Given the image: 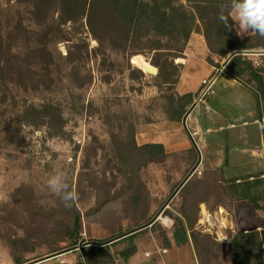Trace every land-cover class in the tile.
<instances>
[{"label":"rangeland","instance_id":"374dc122","mask_svg":"<svg viewBox=\"0 0 264 264\" xmlns=\"http://www.w3.org/2000/svg\"><path fill=\"white\" fill-rule=\"evenodd\" d=\"M27 7L16 0H0L3 29L8 16H15L16 10L25 14ZM83 36L87 46L81 44V60L66 59L70 42L59 40L50 46L55 62L48 77L51 81L13 82L7 101L0 106V264H15L13 255L30 262L54 248H69L65 232L73 215L80 219V249L34 264H126L121 251L146 243L149 258L134 257L129 264H164L158 252L181 224L188 240L170 248L182 252L176 259L179 264H236L234 237L240 264H264V98L251 92L256 88L252 75L240 77L243 86L237 91L242 95L232 99L228 109L217 105L222 96L226 98V89L220 85L224 77L215 83L207 101L223 113L222 121L212 125L214 131L200 135L190 130L198 143H205L199 154L191 147L165 152L162 160L151 161L141 145L155 143L161 135H177L178 140L186 135L182 117L169 119L180 101L173 84L158 82L155 74L142 69L145 77L137 72L140 68L132 57L140 55L156 67L151 63L153 52L130 56L98 45L89 34ZM251 42L257 45L241 49L248 53L241 56L264 81V36L258 34ZM257 51L263 54L255 66L252 59H257ZM210 55L214 63L228 57ZM182 59L177 57L174 63ZM49 101L61 110L58 134L50 135L45 125L20 121L25 105ZM204 103L191 109L189 126L194 129ZM199 126L209 128L202 122ZM200 154L201 161L192 170ZM58 170L67 173L78 194L70 208L47 187V178ZM246 183L261 208L244 198ZM169 197L168 205L159 211ZM202 206L209 221L202 215ZM157 212L161 217L137 231L132 240L117 238ZM20 237L24 239L16 240ZM85 242L89 244L82 246Z\"/></svg>","mask_w":264,"mask_h":264},{"label":"trees","instance_id":"16d2710c","mask_svg":"<svg viewBox=\"0 0 264 264\" xmlns=\"http://www.w3.org/2000/svg\"><path fill=\"white\" fill-rule=\"evenodd\" d=\"M16 1L29 7L26 8L25 14L16 10L15 16H8L5 29L0 22V106L7 101L9 84L23 83L26 80L39 83L42 78L46 79L50 76L51 66L55 63L50 46L59 40L70 42L66 59L71 62L76 59L81 60L80 52L83 49L81 44L87 46L86 36H83V33L89 34L98 45H109L112 49L124 51L130 56L143 51L153 52L151 63L158 69L153 76L154 79L161 83L173 84L174 90L182 67L180 62L174 63V59L184 58L183 52L192 32L203 36L210 54L222 58L230 51L255 47L257 44L251 41L259 34L252 33L240 38L230 17L228 23L231 28L222 24L218 18L220 10L223 7L225 14L230 15L231 0ZM79 33L82 34L80 37ZM74 40L77 42L74 43ZM210 54L206 56V61L213 64ZM35 66H39L40 71L33 70ZM260 68L262 71L263 67ZM136 70L140 76L145 77L141 69ZM252 70L250 61L241 55H235L228 61L225 72L238 79L250 73L256 83V88L251 92L254 95L258 92L264 98L263 78ZM176 98L180 101L173 108V114L169 118L174 121L184 116L186 106L193 102L194 97L192 93L183 95L177 93ZM22 111L19 115L24 116L23 120H20L23 123L45 125L50 135L58 134L61 130V110L50 101L40 105L28 103ZM141 148L144 149L147 160L160 161L166 156L161 143H145ZM193 149L197 153L196 149ZM248 184L246 183L247 188L243 192L244 198L250 200L256 208H261L257 198L248 192ZM154 217L155 215L139 227H146ZM66 228L68 229L65 232L67 237L65 242L70 246L69 248L78 245L81 241L78 237L81 228L79 217L73 215L72 224ZM136 233H131L122 239L132 240ZM173 236L176 245L186 243L188 237L184 225H179L174 230ZM190 236L194 240V233ZM0 238L3 236L0 235ZM23 239L24 237H20L16 240ZM16 240L14 243L17 242ZM234 242L236 247L233 254L236 264H240L239 243L236 237ZM60 248L52 249L50 254L69 249ZM135 251V245H131L122 250L120 255L126 261ZM13 260L15 264L27 263L15 255Z\"/></svg>","mask_w":264,"mask_h":264},{"label":"crops","instance_id":"0c3cea01","mask_svg":"<svg viewBox=\"0 0 264 264\" xmlns=\"http://www.w3.org/2000/svg\"><path fill=\"white\" fill-rule=\"evenodd\" d=\"M234 25H235V29L237 30L238 25H236L235 23H234ZM249 34H252V33H249ZM249 34H244V35H239V36H241L240 38H244L245 36H247ZM183 53H184V58L182 59V61H180V63L182 64V67H181L180 72H179L178 80L175 84V90L179 95H183L186 93H192L193 97L195 98V96L197 95V92L200 89L201 80L203 78H206L209 75H211L213 73L214 69L219 65L218 63H220V61L215 60L216 63H213V64H210L206 61V56L209 55L210 52L208 51V49L206 47L203 36L197 32L191 33L190 38H189V40L185 46ZM221 76H223L224 78L221 79L222 78ZM220 79H221L220 85L224 89H226V91H225L226 98L222 96L221 102L220 101L217 102V105H218V107L221 106V107H226L228 109L232 106L231 100L234 98L237 99V98H239L240 95H242L241 91L239 92L237 90L240 88V86H243V85L240 84V81H241L240 79L234 78L233 76H231L227 72H225V70L223 71V73L221 75L218 76L215 83L218 82ZM215 83H214V85H215ZM194 98H193V101H194ZM211 98H212V95L207 97V99H205L203 101V103L205 102L204 105H202V107L200 109H198V115L195 118V127H196L195 129L192 128L191 126H189L191 111L187 114V117H186L187 128L189 131L190 130L194 131L196 133V135H200V134L204 133L205 131H207V132H210L212 130L214 131L215 128H212V125L222 121L221 117H222L223 113L221 111H218L217 108H213L209 104V101H207ZM192 104H193V102H192ZM191 105H190V107H191ZM196 106L197 105L195 104L194 107H196ZM201 122L204 123V125L209 126V128H206V130H203L199 126V123H201ZM181 123H182V120H181ZM182 128H183V124H182ZM183 130H185L186 135L181 136L179 138V140L176 137L177 135H175L173 133V135H175V136H173L171 133V135L173 137L161 135L160 136L161 139L155 140L154 142L155 143H161L163 145L166 153L175 152V151H179V150H185V149H189L192 147V148H195L196 152L199 154L198 150L200 147L202 148L205 145L204 141L201 142V144H200V143H198L197 138L195 140V137H193V135H192L193 140L196 143V146H197L196 147L195 144L193 143V140L190 138L187 130L185 128ZM198 157H199V159H198ZM200 158H201V154L197 156L198 162L195 164V166L192 170H194L197 167V165L199 164V161H201ZM202 165H204V164H202ZM189 177H190V175L187 177L186 180H188ZM180 188L178 186V188L175 190L174 193L179 191ZM170 197L168 198V200L165 202L164 206L159 211H163L164 208L168 205V202L171 200ZM242 199H244V198H242ZM160 217H161L160 212H157L153 222L149 223L147 226L152 225ZM127 235H129V234H124L123 236H127ZM167 242L169 244L167 246H164L161 248L162 253L158 252L159 253L158 254L159 259L164 264H179L176 259H178V256L181 255L182 252L181 251L174 252V251L170 250V248L172 246H174V247L177 246L175 244V239H174L173 233H172L171 237H167ZM263 244H264V242H262V245ZM136 246H135L136 247L135 253L128 258L126 264H129L131 259L134 257L141 259V261L144 260L145 258H146V260H147V258H149L147 256V248H149L147 243L143 244V245H139V246L136 245ZM139 248L142 249V251H140V252H142V253H140V257H139ZM166 253L169 255L164 256V254H166ZM157 260H158V258L156 260H154V262Z\"/></svg>","mask_w":264,"mask_h":264},{"label":"clouds","instance_id":"9594fccd","mask_svg":"<svg viewBox=\"0 0 264 264\" xmlns=\"http://www.w3.org/2000/svg\"><path fill=\"white\" fill-rule=\"evenodd\" d=\"M230 8V15H226L222 7L218 17L225 27L231 28L228 23L230 17L238 25V35L259 33L264 36V0H231ZM47 187L67 208L72 207L78 198L68 182L67 173L62 170L47 178Z\"/></svg>","mask_w":264,"mask_h":264},{"label":"built area","instance_id":"2783aa9c","mask_svg":"<svg viewBox=\"0 0 264 264\" xmlns=\"http://www.w3.org/2000/svg\"><path fill=\"white\" fill-rule=\"evenodd\" d=\"M245 52H246L245 50H233L226 59L220 61V63H218L219 65L214 69L213 73L209 75L208 77L203 78L201 80L200 89L197 92V95L195 96L193 103L197 104V103L203 102L207 97L213 95L214 94V87H213L214 83L217 80L218 76L221 75L223 71L226 69L228 61L235 55L248 54ZM260 52L261 51H257L256 53H254V56L257 57V59H252V62L255 66H258L261 62L260 59H258V56L262 55L263 53H260ZM76 246H77L76 249H80L79 245H76ZM82 246H84V244Z\"/></svg>","mask_w":264,"mask_h":264},{"label":"water","instance_id":"95a60500","mask_svg":"<svg viewBox=\"0 0 264 264\" xmlns=\"http://www.w3.org/2000/svg\"><path fill=\"white\" fill-rule=\"evenodd\" d=\"M140 69H141V68H140ZM142 70H143L144 72H149V73H153V74H156V73L158 72V69H157L156 67L152 66V65H149V66L145 67V68L142 69ZM194 106H195V104L193 103V104L191 105V107L186 111V113L184 114V116H183V118H182V124H183V127L187 130V132H188V134H189V136H190V138H191L192 140H193L192 134H191V132L188 130L187 125H186V117H187V114L191 111V109H192ZM193 143H194L195 146H196V143H195L194 140H193ZM196 147H197V146H196ZM186 179H187V178H186ZM186 179L183 180V181L181 182L179 188L183 185V183L186 181ZM154 218H155V217H154ZM153 220H154V219H153ZM153 220H152V222H153ZM150 223H151V222H150ZM144 227H145V226H144ZM144 227L136 228V229L132 230L131 232H128L127 234H131V233L137 232V231L143 229ZM88 244H89V242H85V243H84V246H86V245H88ZM76 248H77V246H73V247H71V248H69V249H67V250H64V251H61V252H57V253H54V254L46 255V256H44V257H42V258H39V259L34 260V261L27 262V263H25V264H34V263H37V262H41V261L47 260V259H49V258L55 257V256H57V255H59V254H62V253H66V252H68V251L75 250Z\"/></svg>","mask_w":264,"mask_h":264},{"label":"bare ground","instance_id":"6f19581e","mask_svg":"<svg viewBox=\"0 0 264 264\" xmlns=\"http://www.w3.org/2000/svg\"><path fill=\"white\" fill-rule=\"evenodd\" d=\"M132 63L141 68V69H144L145 67L149 66L150 64L140 55H136V56H133L132 57ZM220 213V212H219ZM202 215L204 218H206L207 221H209V214L208 212L206 211L205 207L202 206ZM225 211L222 210L221 212V216H223V219H225ZM222 219V218H221ZM225 223V222H224Z\"/></svg>","mask_w":264,"mask_h":264}]
</instances>
